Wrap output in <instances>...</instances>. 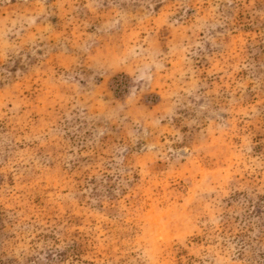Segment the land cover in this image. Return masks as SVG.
Returning a JSON list of instances; mask_svg holds the SVG:
<instances>
[{
  "label": "rangeland",
  "instance_id": "1",
  "mask_svg": "<svg viewBox=\"0 0 264 264\" xmlns=\"http://www.w3.org/2000/svg\"><path fill=\"white\" fill-rule=\"evenodd\" d=\"M0 264H264V0H0Z\"/></svg>",
  "mask_w": 264,
  "mask_h": 264
}]
</instances>
